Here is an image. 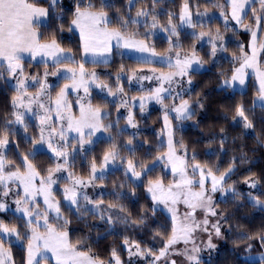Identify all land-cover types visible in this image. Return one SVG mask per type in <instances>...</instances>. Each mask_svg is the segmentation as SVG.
Segmentation results:
<instances>
[{
	"label": "snow or ice",
	"instance_id": "1",
	"mask_svg": "<svg viewBox=\"0 0 264 264\" xmlns=\"http://www.w3.org/2000/svg\"><path fill=\"white\" fill-rule=\"evenodd\" d=\"M162 3L0 0V264H214L230 238L264 249V221L236 216L264 212V173L240 171L252 160L237 143L264 148V0ZM213 70L223 99L205 133L196 80Z\"/></svg>",
	"mask_w": 264,
	"mask_h": 264
},
{
	"label": "trees",
	"instance_id": "2",
	"mask_svg": "<svg viewBox=\"0 0 264 264\" xmlns=\"http://www.w3.org/2000/svg\"><path fill=\"white\" fill-rule=\"evenodd\" d=\"M180 3V0H164V3L160 5L158 10L167 11V10H175V7ZM66 7V6H65ZM71 6H68L66 8H69ZM70 34L65 33V37H69ZM229 36H231V33H229ZM249 37L247 33L241 32L239 41L247 43ZM75 43V38L73 37L71 41L69 39H65V43ZM158 47L166 46V43L163 39H158L156 41ZM234 46V45H233ZM206 50V49H205ZM119 62V58H117V63ZM126 63H132V61H125ZM99 71L104 72L105 70L111 71V69H105V68H98ZM196 82L200 84L201 87H204L206 91H208L211 94L210 99V107L211 111L208 113V118L204 119L203 123L201 124V129L207 130V126L211 125L215 122L213 119L214 117H217L219 114L215 111V103L219 102L223 99V94L218 93L216 91H213L215 88V70L212 72H208L202 76H198ZM7 96L8 93L6 92L5 86L3 82H0V108H2L7 103ZM238 98V97H237ZM252 98V89L249 87L248 95L245 97V99L250 100ZM114 112V111H113ZM259 110H257V117L259 118ZM159 116L160 113L157 108H153L150 113L148 114L147 122H142V131L147 133L149 136L152 135L153 129H158L159 127ZM191 122H188L190 124ZM187 127V126H186ZM238 131H233L231 135H237ZM186 139H200L201 134L198 130L195 129H189L184 132ZM206 139V135L203 137ZM245 143L247 145V151L249 158L252 160V164L250 165H244L240 168L241 172H244L247 168L251 167L253 171H255L258 175L264 173V148L259 147L256 144V141L254 137L249 136L245 137L243 141H237V143ZM103 147V145L97 146V152L100 151V149ZM216 146L213 145V148ZM204 146L201 145V155H203ZM233 153L229 152L228 157H224V159H228ZM42 160H46L47 156L41 157ZM119 175V174H118ZM243 183L238 184V188L241 192L246 193V189L242 188ZM138 192L141 193V203H143L142 198V189H138ZM230 210L235 211L231 206ZM236 216L240 219V222L242 224H245V230H248L249 222L254 224L255 226H259V224L264 221V212H261L257 208L251 207V205H247L245 208L240 209L239 211H236ZM73 229L80 228V225L73 224ZM147 239V237H145ZM111 238L108 241H105V244L111 243ZM119 242V241H117ZM14 252L17 256V260L19 262L20 257L23 255V253L19 249H14ZM261 252H264V249L260 248L258 245L253 248L251 253H247L243 251V246L240 248L234 249L233 244L231 243V238L228 241H225L224 245L219 249L217 255L214 258V264H247V260L245 257L247 255H256L260 254ZM257 264H259V260L257 261Z\"/></svg>",
	"mask_w": 264,
	"mask_h": 264
},
{
	"label": "rangeland",
	"instance_id": "3",
	"mask_svg": "<svg viewBox=\"0 0 264 264\" xmlns=\"http://www.w3.org/2000/svg\"><path fill=\"white\" fill-rule=\"evenodd\" d=\"M63 3H64V5L66 6V7H68V6H71V4H72V0H63ZM218 15V14H217ZM163 35V34H162ZM32 70H35V69H32ZM97 71H99L98 69H97ZM99 72H101V71H99ZM104 72H108L107 70H105ZM104 72H101V73H104ZM51 80H55V78H50ZM153 108H157V109H159V106L158 105H153V106H151L150 107V111L153 109ZM122 112H123V110H121ZM150 111H149V113H150ZM115 112H113V119H115ZM29 134H31V132L29 133ZM242 188L243 189H246V191H248V188H247V186L246 185H242ZM224 243H225V241H223V240H221V241H218V244L220 245V248L224 245ZM219 248V249H220ZM219 251V250H218ZM218 253V252H217ZM217 253H214L213 254V257H215L216 255H217ZM205 255V259H207V253H205L204 254ZM249 256H251L255 261H258L259 260V256H260V254H256V255H247L246 257H249ZM245 257V258H246ZM127 257H126V254H125V259H126ZM177 259L178 260H182L183 258L182 257H177Z\"/></svg>",
	"mask_w": 264,
	"mask_h": 264
}]
</instances>
